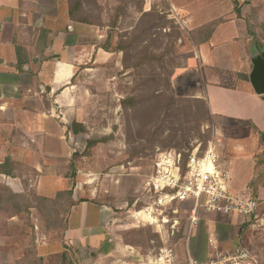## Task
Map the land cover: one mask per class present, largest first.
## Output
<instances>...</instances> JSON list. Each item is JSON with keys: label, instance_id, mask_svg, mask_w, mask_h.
Listing matches in <instances>:
<instances>
[{"label": "rangeland", "instance_id": "rangeland-1", "mask_svg": "<svg viewBox=\"0 0 264 264\" xmlns=\"http://www.w3.org/2000/svg\"><path fill=\"white\" fill-rule=\"evenodd\" d=\"M172 1L179 0H81L71 20V0H24L14 13L16 24L3 26L6 36L18 33L14 46L32 52L24 69L8 63L10 68L0 66V166L12 172L9 176L0 173V184L12 186L30 204L29 210L19 215L9 206H0V264H82L85 255L70 248L60 250L67 200L56 202L51 213L38 201L40 192L50 193L39 186L48 183L51 174L64 183L74 169L76 181L86 180L93 187L86 193L110 202L114 194L121 200L124 217L126 203L130 205L143 186L156 150L210 141L220 163L228 170L234 166L229 172L233 190L264 198V109L251 123L206 114L203 101L192 100L199 97L190 95L191 82H197L191 86L198 91L207 84L198 74L195 46L212 27H200L196 32L182 26L177 15L182 12L171 6ZM220 3L231 5L228 0ZM222 8L212 15L228 10ZM237 12L244 15L246 29L254 28V37L264 32V0H237L232 13ZM66 18L73 22L69 27ZM48 30L80 47L76 48L73 78L58 81L51 99L39 87L38 64L32 60L33 56L41 60L34 51L35 43L42 40L41 32ZM64 30L66 35L59 34ZM231 34L230 23L221 25L214 33L217 45L211 54L219 63L226 57L228 65L238 68L242 49ZM120 44L125 49L118 50ZM262 44L257 54L264 52ZM2 59L0 55V62ZM58 60L67 63L69 55ZM192 61L197 73L185 69L192 68ZM23 63L20 59L19 64ZM54 98L59 103H54ZM212 99L217 106L221 97L213 95ZM74 121L81 124L78 133L71 130ZM93 137L105 139L87 148ZM240 161L244 169L239 174L236 165ZM240 181L246 190H241ZM236 217L200 212L191 243L196 259L207 258V238L213 233L222 250L246 246L255 254L256 264H264V215L256 225ZM124 222L130 226L122 229L123 241H132L142 255L157 250L161 238L168 236L166 231L159 235L150 226L134 227L127 218ZM53 246L57 248L54 254ZM182 247V243L176 246L180 259Z\"/></svg>", "mask_w": 264, "mask_h": 264}, {"label": "crops", "instance_id": "crops-1", "mask_svg": "<svg viewBox=\"0 0 264 264\" xmlns=\"http://www.w3.org/2000/svg\"><path fill=\"white\" fill-rule=\"evenodd\" d=\"M23 1L24 0H0V55L3 57L0 66L2 69L10 68L7 63L16 67L18 70L24 69L26 65L25 59L27 55L32 52L30 48L25 49L22 45L17 44L14 46V38L18 36V33L16 36L15 34L6 36L4 31L5 27H3L7 24H11V26L16 24L15 22L18 18L17 16L15 18L14 13L21 9V3ZM220 1L221 0H179L178 3L171 2V6H174L177 11L180 10L182 12V14H177L181 17L179 18L182 26L188 27L196 32L200 27H212L210 33L207 34L204 40H197L194 53V56L198 59L197 66L199 67V77L207 84H205L203 91H198L193 90L194 87L191 85H196L197 82L192 81L189 85L191 88L190 90H192L190 95L203 98L209 115H219L222 118H230L235 121L246 120L255 123V119L260 118L263 114L264 94H257L254 91L249 81V74L252 69V59L257 52L262 49L264 32L254 37V28L250 30L246 29V25L243 24L244 19H242V17H244V15L241 14V12L232 13V5H234V2L237 0H228L231 4V8L229 4H221ZM222 7L229 8L227 11H221V14L215 13L212 15L215 10H224ZM65 21L68 23V27L70 23H73L69 18H66ZM227 23H230L232 27L231 39L238 42L239 48L242 49V65L238 68L228 65L226 57L222 60V64L219 63L211 54L214 45H217L216 42L213 41L215 31L221 25ZM51 24L52 20L50 27ZM249 28H251V26H249ZM65 32L66 30H64V32L60 31L59 34L63 33L66 35ZM70 34L72 33L70 32ZM40 37L42 40H38V43H35L36 49L34 51H38L41 60L38 59V56H33L32 60L38 64L36 72L38 78L42 81L39 87H43V90L47 92L48 97L51 99L58 81L64 80V82H67V80L73 78L75 74L74 62H76V48L80 47L78 43L66 41V36L58 39L59 36L53 35L49 30L45 31V33L41 32ZM245 45H247V49H245ZM92 50L89 49L88 52ZM64 53L69 55V61L67 63L60 61L62 59L58 60L59 56L66 57ZM53 55L55 57H52ZM20 59L24 62L23 65L19 64ZM52 59H56V61L53 62ZM185 69H187L186 71H195L197 73L193 61L192 68ZM182 71L183 69L180 70V73ZM182 82L184 83L185 81L183 80ZM64 93H66V91L63 92V94ZM213 95H217L219 98L221 97L217 106H214L212 99ZM230 98H232L231 101H229ZM24 99H26V97ZM58 101V99L54 98V103H59ZM49 106V108H52L51 102ZM49 112L51 111L49 110ZM38 114L43 116L42 111L38 110ZM48 135L52 137L51 132ZM223 167L226 168L225 166ZM236 168H238L240 174L241 169H244L243 163L241 162L239 165H236ZM233 169L234 166L227 170L230 172L233 171ZM37 170L39 171V168ZM69 175H67V181L63 183L64 179L57 181L51 174L48 183L43 185L40 182L39 186L40 189L46 188L49 190L50 193L48 194H42V192H40V196L48 198H54L58 191L67 189L72 190L71 198L75 203L70 206L67 213L66 228L63 230L62 240L64 246L61 245V248L59 247L60 250H73L80 252V256L85 255L82 264H138V262L143 261L146 255L140 254L139 247L132 241H123L122 239L123 227H127V225L130 226L129 223L124 222L123 213L120 211L122 201L116 199L114 194L113 196L115 198H113L111 202L106 199L99 200L95 198V194L90 195L86 193L87 191L91 192L93 189L88 181H79V179L76 181V178H74L75 173L72 174V172ZM239 183L241 187L245 185L243 181ZM241 190H246V188L243 187ZM104 191L106 190L104 189ZM135 230L136 229L131 228L130 231L135 233ZM54 248L56 247L53 246L52 254L57 252V248ZM67 248H70V250ZM125 260L128 262L126 263Z\"/></svg>", "mask_w": 264, "mask_h": 264}, {"label": "built area", "instance_id": "built-area-1", "mask_svg": "<svg viewBox=\"0 0 264 264\" xmlns=\"http://www.w3.org/2000/svg\"><path fill=\"white\" fill-rule=\"evenodd\" d=\"M142 185L130 205L126 203L123 219L134 227L150 226L159 235L166 231L171 241L168 236L161 238L157 250L149 251L138 264H256L248 247L222 250L213 233L207 238V258L198 260L193 253L191 243L200 212L239 216L251 225L264 215V198L233 190L230 173L210 141L156 150ZM178 243L183 245L182 259L177 254Z\"/></svg>", "mask_w": 264, "mask_h": 264}, {"label": "trees", "instance_id": "trees-1", "mask_svg": "<svg viewBox=\"0 0 264 264\" xmlns=\"http://www.w3.org/2000/svg\"><path fill=\"white\" fill-rule=\"evenodd\" d=\"M80 4H81V0H71V4L68 7V13L70 15L71 20H74L72 18L73 10L76 9L77 7H79ZM122 8H123V6H122ZM82 21L87 22L85 20H82ZM151 23H154V22H151ZM135 29L137 30V27ZM135 38H136V36L133 39H135ZM122 49H125V46L120 44L118 46V50H122ZM151 57H152V55H151ZM192 100L193 101H200V102L203 101V104L201 103V106L205 109L206 114H207L206 104H205L204 100H201L200 98H192ZM81 129H82L81 124H79L78 122H75V121L72 122L71 130L73 133H78ZM104 139H105V137H99V138L93 137V138L89 139L87 141V148H89L93 144H96L98 141H103ZM0 173L12 175V172L6 171L5 169H2L1 166H0ZM74 173H75V170L73 169L72 174H74ZM71 194H72V190L67 189V190L58 191L56 193L55 198H48V197H44V196H40L38 198V201L40 200L42 202V204H44V207H43L44 210L46 212H49V213L53 212L54 209H56L55 208L56 202L57 203L60 202V200L62 198L67 200V202H66L67 204L65 206V215H64V218H62L63 220L61 221L63 230L66 228L67 213H68L69 207L75 203L71 198ZM0 206L1 207L9 206L10 208H13L14 214L19 215L23 212H27L29 210L30 204H28L25 200L22 199L21 194L15 193L10 188H7V187L3 186L2 184H0ZM142 227H144V226H142Z\"/></svg>", "mask_w": 264, "mask_h": 264}, {"label": "water", "instance_id": "water-1", "mask_svg": "<svg viewBox=\"0 0 264 264\" xmlns=\"http://www.w3.org/2000/svg\"><path fill=\"white\" fill-rule=\"evenodd\" d=\"M249 81L257 94H264V52H259L252 59Z\"/></svg>", "mask_w": 264, "mask_h": 264}]
</instances>
